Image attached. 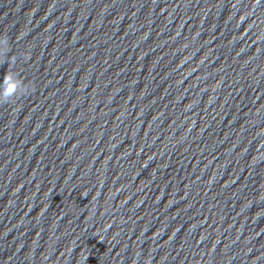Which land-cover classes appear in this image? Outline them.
Wrapping results in <instances>:
<instances>
[{"label":"water","instance_id":"water-1","mask_svg":"<svg viewBox=\"0 0 264 264\" xmlns=\"http://www.w3.org/2000/svg\"><path fill=\"white\" fill-rule=\"evenodd\" d=\"M0 264H264V0H0Z\"/></svg>","mask_w":264,"mask_h":264},{"label":"clouds","instance_id":"clouds-1","mask_svg":"<svg viewBox=\"0 0 264 264\" xmlns=\"http://www.w3.org/2000/svg\"><path fill=\"white\" fill-rule=\"evenodd\" d=\"M11 81V75L6 72L5 74V80L4 83L7 84L8 86L5 88L3 95L5 97H10L13 96L14 93L16 92V85L13 83H10ZM35 91V86L29 82V87L25 91V95H28L30 92Z\"/></svg>","mask_w":264,"mask_h":264}]
</instances>
